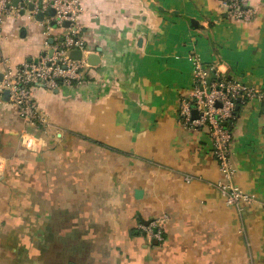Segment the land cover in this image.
<instances>
[{
  "label": "crops",
  "instance_id": "obj_1",
  "mask_svg": "<svg viewBox=\"0 0 264 264\" xmlns=\"http://www.w3.org/2000/svg\"><path fill=\"white\" fill-rule=\"evenodd\" d=\"M248 1L246 22L222 0H83L84 58L100 60L82 84L34 88L45 129L0 91V264H264L263 100L230 123L235 182L257 197L242 211L218 188L208 130L179 120L194 53L264 89V0ZM21 11L1 24L0 74L45 50V27ZM164 213V240L148 239L138 224Z\"/></svg>",
  "mask_w": 264,
  "mask_h": 264
},
{
  "label": "built area",
  "instance_id": "obj_2",
  "mask_svg": "<svg viewBox=\"0 0 264 264\" xmlns=\"http://www.w3.org/2000/svg\"><path fill=\"white\" fill-rule=\"evenodd\" d=\"M0 0V27L7 15L27 9L32 3L34 9L30 13L46 12L48 8L55 9L53 16H45L40 23L45 27V50L37 58H30L20 65H12L5 59V69L1 80L0 91L8 90L9 99L16 106L19 116L43 130L48 125L47 115L42 111L34 95L37 86L57 89L61 86L82 84L85 81V69L88 65L84 58L87 44L81 36L82 26L79 17L84 12L83 0ZM24 3L25 6H22ZM226 11L234 18L251 21L258 8L248 0H222ZM52 21L62 29L63 40L49 41L54 26ZM69 21V26L63 23ZM72 50H81L82 58H72ZM193 63L194 84L190 95L183 99L179 108L180 122L192 128L205 127L212 139L213 154L218 162L223 179L218 188L224 196L226 204L243 210L246 204L257 200L255 194L249 193L235 182L236 167L232 155L233 133L230 123L236 118L239 103L259 98L264 102V89L256 84L241 80L220 77L212 73L198 53L191 56ZM197 110L198 116H193ZM39 136L29 130L22 132L21 141L27 148L37 145ZM168 220L167 214H160L153 219L140 222L138 229L150 240H164V226Z\"/></svg>",
  "mask_w": 264,
  "mask_h": 264
},
{
  "label": "water",
  "instance_id": "obj_3",
  "mask_svg": "<svg viewBox=\"0 0 264 264\" xmlns=\"http://www.w3.org/2000/svg\"><path fill=\"white\" fill-rule=\"evenodd\" d=\"M13 5L17 6L18 5V0H14L13 1ZM21 5L22 6H25L24 3H21ZM27 9L30 10V11H32L34 9L33 4L32 3H29L28 6H27ZM21 12L22 13H25L26 12V9H22ZM54 14H55V9L52 8V7H50V8L47 9L46 12H43V11L37 12L36 15H35V19H37V20H43L46 15L53 16ZM69 24H70L69 21H65L63 23L64 26H69ZM52 25L53 26H56V22L55 21H52ZM60 40H63V37H61ZM50 42L53 43L54 42V39L51 38L50 39ZM70 55H71L72 58L80 59V58H82L83 53H82L81 50H72L71 53H70ZM87 60H88V63L89 64L96 65V64L99 63V60L100 59H99V57H98V55L96 53H91L90 55H88ZM1 77L3 78V74H0V78ZM9 96H10L9 91L8 90H5L4 91V99L5 100L9 99ZM238 101H239V103H238V105L236 107L237 110H239V108H240V99ZM193 116L194 117H197L198 116L197 110H194L193 111Z\"/></svg>",
  "mask_w": 264,
  "mask_h": 264
},
{
  "label": "trees",
  "instance_id": "obj_4",
  "mask_svg": "<svg viewBox=\"0 0 264 264\" xmlns=\"http://www.w3.org/2000/svg\"><path fill=\"white\" fill-rule=\"evenodd\" d=\"M213 75H214V72L212 71ZM143 222V221H142Z\"/></svg>",
  "mask_w": 264,
  "mask_h": 264
},
{
  "label": "rangeland",
  "instance_id": "obj_5",
  "mask_svg": "<svg viewBox=\"0 0 264 264\" xmlns=\"http://www.w3.org/2000/svg\"><path fill=\"white\" fill-rule=\"evenodd\" d=\"M57 29H60V28H57Z\"/></svg>",
  "mask_w": 264,
  "mask_h": 264
}]
</instances>
